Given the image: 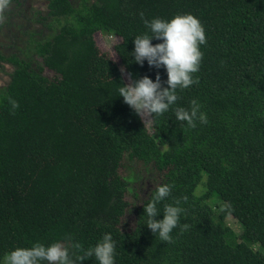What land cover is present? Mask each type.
<instances>
[{
    "label": "trees",
    "instance_id": "1",
    "mask_svg": "<svg viewBox=\"0 0 264 264\" xmlns=\"http://www.w3.org/2000/svg\"><path fill=\"white\" fill-rule=\"evenodd\" d=\"M46 1L41 17L55 33L32 43L39 61L0 54L13 67L0 90V260L65 237L88 248L109 232L115 264H264V0ZM177 14L203 25L198 83L178 88L167 112L148 114L149 130L118 96L127 83L93 35L120 38L114 51L128 80L159 72L166 87L163 67L138 65L129 53L132 38L148 31L143 20ZM193 99L207 123L188 128L174 109ZM124 160L154 176L135 205L125 198ZM162 184L171 192L158 210L180 199L179 224L188 225L178 224L170 243L144 225L143 205ZM212 198L224 203L216 219ZM227 216L242 227L238 242L228 240Z\"/></svg>",
    "mask_w": 264,
    "mask_h": 264
},
{
    "label": "clouds",
    "instance_id": "2",
    "mask_svg": "<svg viewBox=\"0 0 264 264\" xmlns=\"http://www.w3.org/2000/svg\"><path fill=\"white\" fill-rule=\"evenodd\" d=\"M8 0H0V9L7 7ZM143 18V14L141 13ZM147 32L132 38L133 51L129 55L133 62L143 66L144 62L150 68L163 67L166 80L162 86L159 72L155 80L148 76L139 79H129L127 84L118 87V96L138 116L144 114L159 116L167 112L177 100V89L188 88L198 83L193 76L199 70L202 52L199 46L205 44L203 25L192 14H177L171 19L159 17L143 20ZM152 40L159 43L152 44ZM11 110L19 107L18 102L8 97ZM200 105L196 99L190 101V108L174 109L175 118L186 123L188 128H194L196 121L207 123L206 115L199 111ZM132 177L129 180L132 181ZM171 192L170 184L157 186L151 199L143 205L144 225L151 233L163 242H171V232L179 224L184 209L180 199L173 203H164L162 212L157 205L164 201ZM181 199L186 200L187 197ZM162 215V219H157ZM181 230L188 227L179 224ZM115 246L111 233L106 232L95 245L84 248L79 241L71 237L53 241L47 245L35 242L30 247H17L5 253L0 264H80L82 260L93 257L97 264H115Z\"/></svg>",
    "mask_w": 264,
    "mask_h": 264
},
{
    "label": "rangeland",
    "instance_id": "3",
    "mask_svg": "<svg viewBox=\"0 0 264 264\" xmlns=\"http://www.w3.org/2000/svg\"><path fill=\"white\" fill-rule=\"evenodd\" d=\"M73 5H77L78 0H70ZM46 0H18V3H11L7 7L0 9V54L10 56L16 54L20 58L32 61H39L35 57L33 51V42H44L49 40L55 33L54 29H49L44 16L46 12ZM54 26V25H51ZM94 41L98 49L107 55L115 64L119 66L121 74L126 83L129 82L125 67L121 64L117 57L114 47L120 42V38L113 34H102L96 32L93 35ZM13 67L9 64L0 62V90H2L9 81L10 73ZM47 75L50 73L46 72ZM145 126L150 128V118L148 114L141 116ZM119 173L123 180L127 183L126 200L130 205H135L143 199L153 185L154 176L147 173L144 166L140 163L129 162L124 160L119 168ZM132 177V181L129 180ZM204 191L203 185L196 189V195L202 194ZM211 209L216 216L224 208V203L218 198H212L208 201ZM130 223V218L125 219ZM224 225L230 229L228 240L232 243L238 242V236L242 231L241 225L231 216H227L224 220ZM252 249L260 250L258 245H252Z\"/></svg>",
    "mask_w": 264,
    "mask_h": 264
}]
</instances>
